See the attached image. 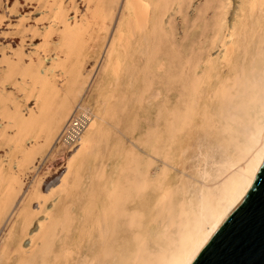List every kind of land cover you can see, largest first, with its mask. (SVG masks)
<instances>
[{
    "label": "bare ground",
    "instance_id": "bare-ground-1",
    "mask_svg": "<svg viewBox=\"0 0 264 264\" xmlns=\"http://www.w3.org/2000/svg\"><path fill=\"white\" fill-rule=\"evenodd\" d=\"M123 1L122 17L107 53V67L111 68L112 74H119L122 64L120 48H127L135 38L138 59L141 64L144 63L142 68L150 78L145 77L150 81L142 88L144 94L141 91V97L146 96L148 104L157 102L158 105L155 119L149 122L148 131L137 139L146 154L139 152L132 156L133 151L130 150L129 153L124 150L125 154L120 152L125 160V165L121 164V169L124 170L121 174L126 173V176L105 178L101 173L99 178L94 177L95 187H92L96 190L100 185L98 187L101 191L97 194L98 191L94 193L90 190L87 204L82 208L88 217L84 227L91 241L92 251L84 254L79 264H189L226 216L248 193L264 160V24L257 18L258 25L253 30L251 19L256 10L264 12V0H242L237 7L239 12H234L229 19V0H208L201 9L202 15L207 17L209 9L213 8V17L207 21L205 19L202 37L194 39L189 49L185 48L183 39L178 41L172 22L169 20L171 25L168 26L165 22L166 13L174 7L173 4L177 5V12L182 13L183 0ZM110 6L113 9V5ZM101 20L104 21L105 16ZM79 29L75 28L73 31H78V38L83 35V31L80 30V34ZM251 29L253 34L259 32L255 52L247 51L253 37ZM68 31L64 37L69 36V39L65 41L74 42V33L69 34ZM68 46L70 45L67 44ZM216 46L220 53L213 56L211 49ZM244 47L243 60L239 62L236 59L237 51ZM130 67L127 63L125 69ZM76 72L78 77L66 72L68 79L72 77L67 80V84H59L54 77H51L53 82L50 84L44 74L46 79L40 80L43 81L40 84H43L44 89L43 96L41 94L42 103L37 111H32L33 114L31 112L32 116L28 117L31 120L27 118L24 122L26 124L29 121V130L35 126L34 130L38 127L37 130H45L51 136L65 123L62 129H58V132L61 129L58 137L66 130L62 138L65 132L72 137L68 135L67 140L77 141L81 138L70 158L68 171L72 167L71 159L90 147L91 137L94 136V133L91 136L92 132H101L105 122L114 128L116 123L123 122L115 107L111 108L109 103L105 109H99L98 114L96 113L97 120L100 119L99 124L92 122L87 116L79 115V109L76 112V108L72 106V94L75 91L78 94L80 88L76 90L73 84L75 85L81 73ZM71 73L75 74L74 71ZM130 74L133 78L136 76L134 71ZM156 75L162 78L157 80L160 82L158 85H154ZM215 77L217 80L214 83ZM106 90L110 89L105 87L100 91L102 98L105 97ZM108 95L113 96L112 90ZM56 96L61 97V102L58 109L51 112L50 107L53 110L55 105H51V98L53 100ZM78 106L81 109V104L78 103L76 107ZM136 124L135 121L132 128L127 126L128 131L134 133ZM86 126L88 128L82 134V128ZM192 137L196 140L193 146L196 154L192 155L196 176L193 177L197 179L188 176L195 182L191 183L190 179L188 182L183 177L177 183L171 176V162L188 152L193 145ZM80 154L82 158L85 156ZM158 160H161L160 164L153 167ZM195 160L203 161V167L200 166L202 163L199 165ZM103 178L104 188L100 183ZM56 180L49 181V187ZM63 183H67L64 177L61 187H65ZM56 189L54 185L50 191ZM11 190L14 191V188ZM0 203V210L5 212L11 200L7 195ZM67 206L62 207L63 211L59 210L61 217L57 213L53 214L60 218H53L49 214L53 224L48 223L56 226L51 227L45 222L38 225L40 234L36 235L39 236L31 238L32 242L39 239V248L35 247L38 251H31L27 256L23 254L17 264H70L73 257L70 258L72 255L69 246H62L59 251L54 249L58 235L56 230L61 226V230H69L75 218L71 212L68 215L70 213ZM74 208L70 207L69 210ZM64 211L66 212L63 213ZM30 212L29 208L21 210L20 214L24 218L22 217L20 232H9L10 240L6 244V250L23 239L27 227L32 223L33 216ZM55 217L59 219L54 221L57 219ZM66 219L67 223L62 224ZM156 221L160 228L162 226L157 231L161 235L159 241H156L157 235L154 236L156 239L152 237ZM44 224L49 225L50 229L49 226L45 228ZM60 224L62 225L57 229ZM43 226L48 230L44 232ZM149 241L158 242L159 248L151 249Z\"/></svg>",
    "mask_w": 264,
    "mask_h": 264
},
{
    "label": "rangeland",
    "instance_id": "rangeland-1",
    "mask_svg": "<svg viewBox=\"0 0 264 264\" xmlns=\"http://www.w3.org/2000/svg\"><path fill=\"white\" fill-rule=\"evenodd\" d=\"M51 1L0 0V202L6 199L7 195L11 200V204L5 212L0 210V264H17L23 254L27 256L31 254V251H36L40 245L39 239L36 238L38 239L36 240L37 243L36 241L32 242L31 238L40 232V226L38 225L41 222L51 223L53 219L50 220L49 214L54 218L57 215L53 214L57 213L59 215V210L63 211L64 208L62 207L67 206V204L71 208L75 207L71 209L72 211L69 210L70 207H66L68 213L74 214L75 218L69 230H63V228L61 230V225L67 223V219L62 224L57 225V229L58 226H61L58 231L54 227L58 233L54 249L59 251L62 246L67 248L69 246L70 255H72L70 258L73 257L70 264H79L82 256L92 251L91 241L84 227L88 217L82 211L89 199V191H94V193L98 191L96 193H99L100 185L96 187V190L92 186L96 181L95 178L100 176L101 173V176L105 178L109 176H126V173L121 174L122 171L124 172L121 169V164L125 162L122 159L123 155H121V153L125 154L124 150L129 153L133 151L132 156L137 155L139 152L146 154L143 145L137 139L139 136H144L148 131L149 122L155 119L158 105L157 102L148 104L145 99L146 96L141 97L140 92L142 91L143 93H141L144 94L142 88L146 82L150 81L148 80L150 78L142 68L144 63L141 64L138 59L135 38L129 42L127 48H120L122 64L119 67V74H112L111 68L107 67V53L122 17L123 0H54L52 1L54 5ZM229 1L231 4L227 14L228 19L232 18L234 12H239L237 7L240 6L242 0ZM183 2L182 13L177 12V5L173 4L172 11L170 9L166 13L165 22L167 26L171 25L172 22L177 31L178 41L183 39L185 48L189 49L194 39L199 40L202 37L206 26L205 22L212 19L214 10L210 8L207 17H204L201 9L205 7L208 0H183ZM110 5H113V9L110 8ZM263 13L261 10H256L253 18L251 17L253 30L258 25L257 18H260L259 22L264 24ZM101 19L106 21V24ZM75 28H80L79 33L83 31V35L79 38V35L76 34L78 31L73 32ZM65 29L66 31L70 29L69 34L74 33V42L72 40L65 41L69 39V36L64 37L66 35ZM252 29L251 36L253 34ZM258 33L253 34L247 51H256ZM77 38L78 41L75 42ZM71 41L75 44L72 45ZM67 44L70 46L67 47ZM244 51L245 47L239 50L241 55L237 51L238 55L236 57H238L236 59L239 62L243 60L242 53L244 54ZM211 52L213 56H217L220 49L216 46L211 49ZM127 63L131 67L125 69ZM133 64L135 67H133ZM226 68L225 66L224 69ZM70 71H74L75 74ZM76 71L82 73H80L75 85L73 84L76 90L80 88L79 93H76L77 95L75 94L76 91L72 94V106L74 109L76 108V112L79 109V115L87 116L88 119H92V122L96 121V124H99L100 119L97 120L96 113L99 109H105L109 103L111 108L115 107L117 115L123 119V122L116 123V128L107 125L108 123L105 122L107 124L103 123L101 132L98 130L92 132L91 136H93V133L94 136L91 137L90 147L80 152L85 156L82 158V155L78 152L71 159L72 167L68 171L70 158L75 153L81 138L77 141H74V139L67 140L68 132H65V136L62 138L61 136L66 130L58 137L65 123L59 126L61 128L59 132L58 128L56 131L54 130L55 133L51 136L45 130L41 132L38 129V131V127L34 130L35 126H32V130H29L27 127L30 128V126H27V122L29 123L28 120H31L28 117L32 116V111H37L42 103L41 98L43 99V97H41V94L43 96L44 89L42 88L43 84H40V82L43 83L46 77L51 84L53 82L51 77H54L59 84H67V80L72 78L68 79L67 73L75 77L76 74L78 75ZM131 71H134L137 79L133 78L130 74ZM41 79L43 81H40ZM159 79L162 78L156 75L154 85L160 83L157 81ZM216 80L217 77L214 78V83ZM105 87L112 90V97L108 95L110 90H106L107 92L104 93V96L109 98L106 99L100 96V91ZM139 87L141 90H139ZM40 90L43 91L40 92ZM60 102V96L54 97L53 100L51 98V105L55 104L53 110L50 107L51 112L58 109ZM78 103L81 104V109L79 106L76 107ZM84 112L87 114L85 115ZM107 117L110 118L108 114ZM135 121L137 124L134 133L128 131L127 126L132 128ZM23 125H26L27 129L24 130ZM87 128V126L82 128V134L85 133ZM49 136L53 138L51 139ZM212 139L214 140V138ZM195 141V137H192L191 142L193 145L188 152L177 156L176 160L171 162V176L177 183L183 177L188 180L191 176H196L192 159V155L196 154L193 147ZM30 151L31 153H26ZM76 162L79 167L76 166ZM160 162L161 160L155 162L153 167L159 165ZM79 163L81 164L79 165ZM195 163L199 165L202 163L200 166L203 167L204 162L195 160ZM63 177L67 182L63 183L65 187L60 186ZM48 178L50 179L47 180ZM105 178L101 182L99 179L103 188L102 181ZM193 178L194 180L197 179ZM193 178L190 179L191 183L195 182ZM51 179H57L53 184L57 188L55 191L53 190L54 192L50 191L53 186L49 187ZM13 188L15 192L11 190ZM48 188L49 190H47ZM3 192L5 195H3ZM8 192L10 193L8 194ZM23 207L30 209L33 216L32 223L27 227L23 239L6 250V244L10 240L9 232L11 230L20 232L23 217V214L20 213L24 209ZM71 213L68 215H71ZM54 225H51V227ZM47 226L45 225V228ZM45 228L43 226V231L48 230V228ZM159 228L160 224L156 221L152 228L154 229L152 237L157 235L156 241L161 238L159 233L158 236L157 231L161 230L162 226ZM154 238L156 239V237ZM154 242H150L151 249L157 250L159 243ZM5 250L6 252H4ZM72 250H74V253Z\"/></svg>",
    "mask_w": 264,
    "mask_h": 264
},
{
    "label": "water",
    "instance_id": "water-1",
    "mask_svg": "<svg viewBox=\"0 0 264 264\" xmlns=\"http://www.w3.org/2000/svg\"><path fill=\"white\" fill-rule=\"evenodd\" d=\"M189 264H264V160L248 193Z\"/></svg>",
    "mask_w": 264,
    "mask_h": 264
}]
</instances>
